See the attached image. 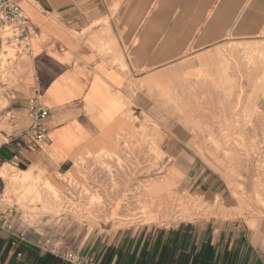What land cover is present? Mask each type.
<instances>
[{
  "label": "crops",
  "instance_id": "crops-1",
  "mask_svg": "<svg viewBox=\"0 0 264 264\" xmlns=\"http://www.w3.org/2000/svg\"><path fill=\"white\" fill-rule=\"evenodd\" d=\"M16 2L32 24V52L25 60L8 61L25 82L21 91L5 88L3 95L9 105L0 111V172L6 165L48 179L66 204L69 184L82 182L85 167L115 159L125 145L131 158L154 160L159 144L166 162L177 161L170 172L175 191L225 194V181L195 152L197 141L188 129L198 125L174 114L218 111L223 97L237 96L243 74L239 51L260 47L264 54V0ZM36 94L50 110L47 140L37 151L21 137ZM133 170V192L139 194L146 180ZM92 182L99 184L96 177ZM0 184L3 208L15 206L11 229H0V264H54L58 258L36 246L47 239L101 264L108 249L127 241L131 250L140 243L138 254L150 241L152 254L159 236L169 246L177 242V252L194 255L210 243L221 264H264V220L255 227L243 222L214 227L211 234L181 224L152 238L127 235L116 247L119 233L91 231L93 224L120 223L118 216L111 218L118 200L109 195L114 185L109 179L101 181L105 194L91 210L66 204L70 211L64 213H41V206L37 213L25 211L16 200L7 201L4 179ZM119 202L118 213L126 217L127 203Z\"/></svg>",
  "mask_w": 264,
  "mask_h": 264
},
{
  "label": "rangeland",
  "instance_id": "rangeland-1",
  "mask_svg": "<svg viewBox=\"0 0 264 264\" xmlns=\"http://www.w3.org/2000/svg\"><path fill=\"white\" fill-rule=\"evenodd\" d=\"M15 53L13 46L0 43V111L9 105V99L3 96L6 89L21 91L22 83L25 82L24 73L8 64V60L14 58ZM240 55L243 56V64H239V71L243 70V74L239 73L236 97H223L221 109L218 111L174 114L175 118L181 116L184 120L190 119L198 125L188 129L197 141L194 144L195 152L202 157L211 171L225 181V194L202 195L180 187L175 191L177 183L170 172L177 161L170 158L166 162L165 153L156 144V159L139 162V178L146 180L138 188L141 191L139 194L133 192L135 174L127 176L123 184L113 180L114 185L109 189V195H113L118 201L112 206L111 218L118 216L120 223H111L108 226L93 224L91 231H109L112 236L119 233L112 245L121 247L127 235L133 236L131 239L143 236L152 238L161 231H169L181 224L199 231L204 229V232L209 231L211 234L214 227L220 229L235 222L255 227L257 222L264 220V54L260 47H252L239 51ZM229 100L231 106L225 105ZM201 124L213 126L204 127ZM140 167H143V173ZM153 171L157 174L154 175ZM29 174L30 177L24 179V175L11 166H5L0 172V176L4 178L5 197L8 202L13 204L14 199L21 209L35 213L39 211V206L41 213L70 211L65 206L60 188L48 179L32 177L30 172ZM16 177L18 182L15 181ZM179 179L181 181L182 176ZM172 191H175L174 195L176 193V203L173 202L170 217L149 223V205L152 206L153 213L156 210L149 195H167ZM134 198L139 199L135 202L132 200ZM119 199H124L127 203L126 217L118 213ZM98 201L99 196L92 198V203H99ZM89 207L90 205L86 208Z\"/></svg>",
  "mask_w": 264,
  "mask_h": 264
},
{
  "label": "built area",
  "instance_id": "built-area-1",
  "mask_svg": "<svg viewBox=\"0 0 264 264\" xmlns=\"http://www.w3.org/2000/svg\"><path fill=\"white\" fill-rule=\"evenodd\" d=\"M31 35V21L16 0H0L1 45L13 46L16 49V59L25 60L32 52ZM27 116L29 126L21 137L26 138L29 141L31 149L37 151L42 149L46 143L49 132L47 123L50 118V110L40 103L37 94L29 101ZM130 151L129 146L125 145L121 155H117L115 159L106 158L100 161L96 167L83 166L85 168L82 182H72L69 184L70 193L66 196L68 201L66 204H70V208L75 204L79 209L80 206L85 208L88 205L90 207L94 206L96 203H92V198L100 197L102 192L105 194V191L101 190L103 186H99L102 180L109 179L113 182L116 179L119 183H122L126 180L127 176L134 174L133 169H136V172L138 171L139 173L138 167L141 161L131 158L132 154ZM95 177L99 181V184L92 182ZM90 185H92L93 189ZM3 203V188L0 184V229L9 230L11 229L10 219L15 212V206L4 209ZM90 207L89 209H92ZM36 246L44 254L54 256L64 264H98L95 260L84 257L78 252L67 250L50 239Z\"/></svg>",
  "mask_w": 264,
  "mask_h": 264
},
{
  "label": "trees",
  "instance_id": "trees-1",
  "mask_svg": "<svg viewBox=\"0 0 264 264\" xmlns=\"http://www.w3.org/2000/svg\"><path fill=\"white\" fill-rule=\"evenodd\" d=\"M127 242L121 248L108 249L101 264H111L115 259V264H221L216 256L215 248L210 243L204 245L201 251L194 255L182 250L177 252V242L174 246H169L163 243L161 236L157 239L152 254L149 251L150 241L145 243L140 254H138L140 243L131 250ZM159 251L160 255L156 258ZM54 264H62V262L56 259Z\"/></svg>",
  "mask_w": 264,
  "mask_h": 264
},
{
  "label": "bare ground",
  "instance_id": "bare-ground-1",
  "mask_svg": "<svg viewBox=\"0 0 264 264\" xmlns=\"http://www.w3.org/2000/svg\"><path fill=\"white\" fill-rule=\"evenodd\" d=\"M6 166V165H5ZM7 171H5L6 173ZM23 175H24V179H28L30 177L29 172H25V171H20ZM0 178L4 179L3 176H0ZM6 178V177H5ZM9 178V177H8ZM14 178V177H13ZM17 178V177H16ZM18 182V178L15 180ZM174 191L172 192H168L167 195L165 194H155V195H149L150 200L153 201L151 202L153 204V208H155V212H152V206L149 205V208L151 207L149 213H151V219L150 221H148L149 223H156L159 220H165L167 217L169 218V213L171 212V207L173 205V202H175V195L173 194ZM172 193V195H171ZM178 194V193H177ZM178 196V195H177ZM146 197V196H145ZM174 197V200H173ZM179 198V197H178ZM179 202V201H178ZM145 206V205H144ZM189 207V206H188ZM143 208V207H142ZM145 208V207H144ZM198 208V207H197ZM196 208V209H197ZM176 209V208H175ZM144 210V209H143ZM174 210V209H173ZM183 211V210H182ZM194 211V210H193ZM192 211V213H193ZM178 212H180L178 210ZM187 212V211H186ZM190 212V210H189ZM188 213V212H187ZM186 217V216H184ZM185 219V218H184ZM187 219V217H186ZM196 219V218H195ZM139 223V222H138ZM147 223V222H146ZM144 224V223H143Z\"/></svg>",
  "mask_w": 264,
  "mask_h": 264
}]
</instances>
